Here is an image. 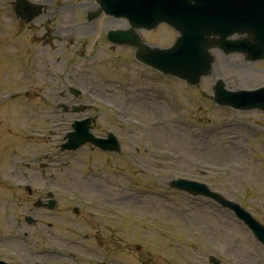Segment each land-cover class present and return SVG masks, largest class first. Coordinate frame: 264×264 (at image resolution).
I'll list each match as a JSON object with an SVG mask.
<instances>
[{
    "label": "rangeland",
    "instance_id": "1",
    "mask_svg": "<svg viewBox=\"0 0 264 264\" xmlns=\"http://www.w3.org/2000/svg\"><path fill=\"white\" fill-rule=\"evenodd\" d=\"M61 1L72 13L79 10L75 20L51 29L41 24L45 17L31 29H20L0 0V172L5 176L0 181V256L7 257L10 249L17 253L15 259L0 260L210 264L215 256L219 264H264V248L231 212L168 187L176 176L205 182L264 224V113L218 107L211 91L219 77L229 90L264 85V61L214 51L212 75L191 87L141 66L129 49L112 47L105 33L127 24L119 18L102 16L68 43L74 33L70 24L84 20V9L94 5ZM64 35L57 43L55 38ZM142 35L162 45L171 38L167 27ZM57 73L65 85L71 83L67 75L76 74L77 85L93 95L55 98V80L49 76ZM26 88L36 95H14ZM7 91L10 98L2 100ZM59 102L89 109L62 113L55 107ZM87 116L94 117L96 135L118 136V153L91 144L75 152L60 150L72 120ZM48 190L55 194L56 209L32 208ZM98 209L104 218L92 214ZM27 215L36 220L33 225L25 222ZM23 230L28 237H22ZM52 249L59 252L49 253Z\"/></svg>",
    "mask_w": 264,
    "mask_h": 264
},
{
    "label": "water",
    "instance_id": "2",
    "mask_svg": "<svg viewBox=\"0 0 264 264\" xmlns=\"http://www.w3.org/2000/svg\"><path fill=\"white\" fill-rule=\"evenodd\" d=\"M101 1L100 7L106 13L127 17L133 28L151 29L160 22L173 27L179 35L174 44L165 49L148 47L141 43L139 37L134 36L131 30L110 32L109 37L115 44H128L134 47L135 58L138 61L165 74L182 78L191 85L197 84L203 75L210 72L213 62L209 53L211 48L218 47L225 53L242 52L251 60L264 59V0H108V3ZM224 3L228 4L224 6ZM155 4H158V7ZM169 7H172L173 12L171 19ZM158 11L161 17L154 18ZM234 31L245 33L246 36L228 40L226 37ZM213 90L214 101L217 104L242 110L256 108L264 111V91L253 94L242 91L229 92L224 89L221 82H217ZM90 121V118L76 121L73 124L74 130L66 135L67 141L62 144L61 149L76 150L82 144L91 142L104 150L117 151L119 145L112 137L109 141L98 139L89 132ZM171 186L192 195L209 196L230 208L264 244V226L238 205L210 192L205 185L196 182L179 180L173 182Z\"/></svg>",
    "mask_w": 264,
    "mask_h": 264
},
{
    "label": "flooded vegetation",
    "instance_id": "3",
    "mask_svg": "<svg viewBox=\"0 0 264 264\" xmlns=\"http://www.w3.org/2000/svg\"><path fill=\"white\" fill-rule=\"evenodd\" d=\"M13 6H14V2H13V4H12ZM46 12H47V10H46ZM46 12H45V14H46ZM16 21H17V23L19 24V25H21V26H30V25H26V24H24L22 21H20V20H18V19H16ZM160 27L161 26H158L157 28H156V31H158L159 29H160ZM174 34V33H173Z\"/></svg>",
    "mask_w": 264,
    "mask_h": 264
},
{
    "label": "bare ground",
    "instance_id": "4",
    "mask_svg": "<svg viewBox=\"0 0 264 264\" xmlns=\"http://www.w3.org/2000/svg\"><path fill=\"white\" fill-rule=\"evenodd\" d=\"M9 220L6 219V222L8 223Z\"/></svg>",
    "mask_w": 264,
    "mask_h": 264
}]
</instances>
